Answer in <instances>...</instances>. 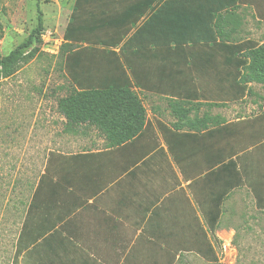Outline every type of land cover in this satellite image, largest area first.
Here are the masks:
<instances>
[{
  "label": "crops",
  "instance_id": "0c3cea01",
  "mask_svg": "<svg viewBox=\"0 0 264 264\" xmlns=\"http://www.w3.org/2000/svg\"><path fill=\"white\" fill-rule=\"evenodd\" d=\"M79 2L90 40L75 49H87L82 65L98 75L97 86L127 78L146 107V124L136 137L102 147L86 145L98 133L88 123L30 129L28 138L55 142L24 225L52 233L24 243L19 264H192L194 250L204 253L211 242V226L220 230L226 207L236 217L250 200L242 186H264V82L252 79L247 56L264 44V0H239L221 22L227 37L217 33L223 13L209 6V33L187 39L181 63L162 50L176 38L167 44L157 36L161 7L169 24L176 18L172 0ZM68 139L72 151L63 147ZM45 206L53 209L48 215L40 213Z\"/></svg>",
  "mask_w": 264,
  "mask_h": 264
},
{
  "label": "rangeland",
  "instance_id": "374dc122",
  "mask_svg": "<svg viewBox=\"0 0 264 264\" xmlns=\"http://www.w3.org/2000/svg\"><path fill=\"white\" fill-rule=\"evenodd\" d=\"M73 1L0 0V55L8 54L29 36L38 24L39 10L44 19L40 54L23 63L13 76L0 78V264H19L24 248L29 249L24 243L29 247L34 242L44 241L52 233L48 229L41 230L39 226L29 228L30 231L26 232L24 225L26 206L28 202L31 203L28 208L30 212L35 203V187L42 176L41 164L55 142L53 137L28 138L27 133L34 127H46L49 131H53L52 125L60 130L72 128L59 110V98L69 94L73 86H106H97V82H94L98 79L96 74L76 72L77 63L74 60L67 67V58H63L60 51L71 20ZM238 1L172 0L176 18L171 19L170 24L163 16L167 6L161 7L157 13L159 17L155 20L159 21L156 29L160 27L161 21L162 37L157 36L160 41L166 40L167 44L169 36L176 38L174 48L172 45L162 50L165 53L171 51L170 54H176L178 63L183 62L187 39L198 33H209L206 30L210 21V15L206 13L208 7H219L216 12L223 13V18L219 20L223 29L221 22L227 20L225 14L233 9L235 11ZM193 9L194 15L190 14ZM242 62L247 63L246 60ZM43 119L46 120L43 122ZM92 126L98 133L94 131L86 145L94 143L95 147L105 146L107 136L95 125ZM44 146H48L46 151ZM63 147L66 151H72L71 139L65 141ZM228 162L235 161L231 159ZM242 188L243 192L246 190L242 195H252L250 200L243 202L244 209L241 206L240 215L236 217L231 216V206L226 207L220 230L215 231L216 228L211 226V242L204 253L194 250L192 264H264V186L261 182L253 187ZM230 202H226V205ZM47 210L53 209L45 206L40 209V213L48 215Z\"/></svg>",
  "mask_w": 264,
  "mask_h": 264
},
{
  "label": "trees",
  "instance_id": "16d2710c",
  "mask_svg": "<svg viewBox=\"0 0 264 264\" xmlns=\"http://www.w3.org/2000/svg\"><path fill=\"white\" fill-rule=\"evenodd\" d=\"M145 1L149 5L153 3V0ZM154 1L167 2L170 0ZM79 6L78 0L66 29L64 37L66 42L62 44L60 51L63 58H67V67H69L71 60H75L76 63L81 64L76 72L89 74L88 68L82 65L88 63V57L84 53L87 49L75 50L81 47L80 43L90 41L87 35L88 28L81 24L78 16ZM146 8H142L141 14ZM38 18L37 26L32 29L24 41L8 54L0 55V78L13 76L23 63L40 54L44 30L41 10H39ZM221 18H223V14L217 16L216 27L218 35L224 37L227 34L220 26L219 20ZM136 21L137 19L133 21V24ZM70 40L73 42H67ZM247 56L251 58L252 79L264 82V44L251 49ZM91 74L93 75L92 72ZM73 76L77 75L73 74ZM58 107L70 126L84 123L95 125L105 133L110 145H119L136 137L144 129L147 119L146 107L143 105L139 94L132 89L131 82L127 78L124 82L117 80V82L103 87L76 88L73 86L69 94L59 98ZM183 117H185V113L181 119Z\"/></svg>",
  "mask_w": 264,
  "mask_h": 264
}]
</instances>
